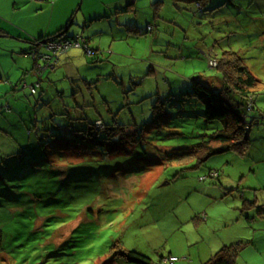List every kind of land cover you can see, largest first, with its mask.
<instances>
[{"label":"rangeland","instance_id":"374dc122","mask_svg":"<svg viewBox=\"0 0 264 264\" xmlns=\"http://www.w3.org/2000/svg\"><path fill=\"white\" fill-rule=\"evenodd\" d=\"M17 1L21 4L15 11L8 1V9L0 14V29L11 32L0 38V102L8 99L12 108L0 111V158L16 155L25 162L18 168L21 173L4 176L0 184H18L22 190L34 178L45 179L43 173L51 172V165L67 160V169L62 163L53 169L46 194L59 199L51 206L59 218L65 212L75 218L55 227L53 235L58 234L51 248L44 247V232L32 240L24 221L21 236L9 232L0 240V264H134L119 254L132 250L155 263L204 264L229 239L245 245L236 264H264V90L255 96L249 116V121L262 120L248 130V148L201 162L197 144L221 128V122H208L203 103L191 95L186 99L187 91L179 90L182 83L189 89L185 79L200 64L188 55L190 47L214 36L219 50L240 47L252 72L264 81V3L223 0L233 14L226 16L224 6L195 16L170 0H129L132 5L128 2L124 8L121 0H42L46 19L54 12L52 27L66 23L77 5V18L67 34L84 32L96 52L70 48L39 80L32 57L19 53L27 45L17 35L41 19L35 18L37 11L27 0ZM239 5L244 7L240 13L235 8ZM103 8L106 15L93 26L83 18L89 11L103 13ZM148 26L154 30L147 31ZM204 50L216 70L218 48ZM71 55L74 59L68 61ZM60 60L61 67L69 63L72 75L88 78L89 84L69 77L66 66L60 70ZM203 75L208 80L215 74ZM35 83L42 90L32 95ZM164 97L172 101L164 104ZM158 102L165 105L163 117L154 115ZM97 120L117 123L138 142L128 150L109 152L117 143L97 133ZM68 128L94 134L70 144ZM41 185L35 189L40 194L46 189ZM66 201L71 204L66 206ZM29 231L34 233L33 228ZM170 255L177 262H166Z\"/></svg>","mask_w":264,"mask_h":264},{"label":"trees","instance_id":"16d2710c","mask_svg":"<svg viewBox=\"0 0 264 264\" xmlns=\"http://www.w3.org/2000/svg\"><path fill=\"white\" fill-rule=\"evenodd\" d=\"M39 1V0H35ZM174 3V5L178 6L180 9H184L191 14L198 16L199 13H204L207 10L214 11L221 7H227V15H231L234 12L231 11L228 4H225L223 0H170ZM255 2L264 3V0H251ZM238 4V3H231ZM163 2L158 3L157 6L161 9ZM130 6V5H129ZM237 8V12H241V9L244 7L239 5L235 6ZM221 12V10H220ZM156 15H157V8H156ZM215 15V14H214ZM218 16V15H216ZM225 16V17H226ZM74 15L71 16L69 19L68 24L65 28L61 29L59 32L42 36L41 38H33L29 40L31 43V49L28 52H24V54L32 57L34 62V68L37 72V77L39 80L45 75V73L50 69L48 60L42 59L40 56L43 54L50 55L52 52L47 49V45L51 41H59L60 39L70 40L76 38V36H68L69 28L72 25ZM220 17V16H218ZM259 18V16H258ZM258 22V21H256ZM264 25V20L261 21ZM148 31H153V28L147 27ZM3 33L0 31V34ZM79 36V35H78ZM81 38V46L78 47L80 49H84L85 52L89 53L90 55L94 54L96 50L90 47L91 41L84 36H79ZM198 44L206 47L215 46L218 48L217 56L219 62V67L216 70H213L209 66V57L208 53H205V50L199 49L201 48L200 45H194L189 49V56L194 58L192 60L199 61L200 64L197 66V69H192L191 75H189V80L185 79L186 81H190L189 89H184L182 84L179 90L187 91L183 97L186 99L190 98V95L194 98L199 99L204 107H205V119L208 122L213 121H220L221 128H218L216 131L205 134V140L201 143L197 144V147L200 149L202 154H197L199 162L202 161L210 156L223 153L226 151H244L249 146V136L248 130L252 123L258 119L257 123H260L262 117H256L257 119H252L249 121V116L251 112L254 110V98L255 96L262 90H264V81L254 74L250 68V66L245 62L241 53L243 51L239 50H232V49H222L219 50V46L221 44L217 40V37L214 36L212 41L200 39L197 40ZM45 48L47 53H43L42 49ZM74 48V47H72ZM72 50V49H71ZM99 49L97 50V52ZM21 53V52H20ZM85 53V54H87ZM185 55V54H183ZM193 56V57H192ZM186 58H188L186 56ZM183 56V59H186ZM187 65V64H186ZM55 68V67H54ZM211 73L215 74L214 76H209L210 79L206 80V76L204 73ZM105 76V75H104ZM188 76V75H187ZM193 84H192V82ZM206 80V81H204ZM180 82V81H179ZM182 82V81H181ZM221 82V83H220ZM221 84L218 86L217 84ZM27 85V84H25ZM193 91L189 92L192 90ZM17 86H15L16 88ZM24 87V83L22 84V88ZM14 88V89H15ZM31 88L35 90L33 93ZM38 89H41V84L35 83L32 84L30 87L29 92L32 95H35L36 92L38 93ZM18 92L17 89H15ZM42 90V89H41ZM12 91V90H11ZM82 90H79L81 92ZM16 94V93H15ZM14 95V94H13ZM62 95V94H61ZM164 104L167 102H171L172 98L164 97ZM158 105L154 107V115H158L163 117L165 114L164 104L161 102L157 103ZM11 105L8 102V99L4 101V103L0 102V111H4L8 113L11 111ZM83 120V119H79ZM95 127L98 129L99 132L107 137H111L110 140L112 142L117 143V145L109 146V152L116 151V153L123 151L124 149L128 150V145L132 144L136 141L133 136L135 134L128 133L125 128L118 125L117 123L113 125H104L101 120L96 121ZM90 125V124H88ZM102 125V127H100ZM69 129V128H68ZM64 130V128H63ZM62 130V131H63ZM69 133L71 134V139L68 140L69 143H74L73 140L82 141L86 137L91 136L94 134V130H77V129H69ZM54 137H58L63 139L64 137L61 134H56ZM141 144V142L139 143ZM117 147L113 149L114 147ZM134 151V150H133ZM135 152V151H134ZM145 155L147 153L144 151ZM205 153V156H204ZM203 157V158H202ZM25 161H20V157L16 155H10L7 157L0 158V183L4 181V176L8 178H15L13 172L21 173V169H18L20 163H24ZM31 163L35 164L33 161ZM62 163L63 168H68L69 163L67 160H60L57 161L56 164L53 166L51 165V172L50 176H46L45 179L34 178L28 181L23 189H19V185H15V187H2L0 184V240L3 236H6L7 233L11 232L13 237L21 236L20 227L21 224L25 221L27 224L28 235L32 240L37 238V236L44 232L45 233V241L43 244L44 247L53 246L52 240L53 237H56L58 233L54 234L57 227L60 224H66L68 219H73L72 215L69 213H63L61 218L57 216L56 209L51 207L58 201V198H49L46 192L48 189H51L50 184L54 177L53 169L61 168L57 166V164ZM55 166H57L55 168ZM6 174V175H5ZM43 184V185H41ZM46 188L45 192L40 194L35 189L39 186ZM49 187V188H48ZM24 190H27L26 193ZM26 194V197L23 196ZM24 198H22V196ZM71 204L70 201H66V206ZM25 213L26 216H25ZM67 225V224H66ZM33 228L34 233L30 232L29 229ZM58 236H63L59 234ZM51 238V239H49ZM51 242V243H50ZM47 243L49 246H47ZM31 245V243H30ZM243 248L242 244H234L229 246L222 247L216 255L204 264H236L237 257L239 255V251ZM123 256L128 262L134 264H158L155 263L152 259L146 257L145 255L135 252V251H120L119 253ZM170 258L176 257H168L165 261H170ZM163 259V258H162ZM177 260V258H176ZM17 261V260H15ZM13 262L16 264L17 262ZM176 262V261H173ZM171 262V263H173ZM161 264V262H159Z\"/></svg>","mask_w":264,"mask_h":264},{"label":"crops","instance_id":"0c3cea01","mask_svg":"<svg viewBox=\"0 0 264 264\" xmlns=\"http://www.w3.org/2000/svg\"><path fill=\"white\" fill-rule=\"evenodd\" d=\"M8 1H10V3L12 2V6H11V8L10 9H13L14 11L16 10V7H18V4H21V2L20 1H17V0H0V14L3 12V10L4 9H8L7 8V5L8 4H6V2H8ZM42 1V0H41ZM41 1H35V0H27L26 2H27V4H29L31 7H34L35 8V11H37V15L35 16V18L36 19H38V20H40L41 19V22L40 23H38L37 25H35V27H33V28H28V24L27 25H25V26H23V28H21V30H23V31H21L22 33H19L18 35H17V39L18 40H21V41H23L27 46L26 47H23V48H19V51L22 53V54H24V52H28V51H30V49H31V43H29V40H32L33 38H41L42 36H45V35H50V34H54V33H57V32H59L61 29H63V28H65L66 27V25L68 24V22H69V19L71 18V16L72 15H74V17H73V23H72V25L75 23V20H76V16H75V14H76V12H74L75 11V9L74 8H76L77 7V5H75V3H74V5H75V7L72 9V10H70L69 11V13L71 14L70 15V17L68 18V20H67V22L65 23H61V24H58V25H56V26H54V27H52V22H53V18H54V15H53V13L54 12H52L51 11V13H50V17L48 18V19H46V15L44 14V12H48V11H46V7L44 6L43 7V5H41L39 2H41ZM121 1H124L125 2V4L123 5L122 4V6H123V8H124V6L126 5V4H128V2H130L129 0H121ZM132 1V0H131ZM39 3V4H37V3ZM25 3V2H24ZM129 5H132V2H130V4ZM136 5V4H135ZM103 10H104V12L102 13V12H100V13H96V11H89V12H91V14H90V16L89 17H86V16H88L87 14H83V18L86 20V22L87 23H89V25L90 26H93V23H94V21L96 22V21H98L99 19H100V17H102V16H105L106 15V10L103 8ZM10 12V11H9ZM93 13V14H92ZM2 15V14H1ZM107 17L108 16H106V17H104V19H107ZM102 19V18H101ZM3 20V19H2ZM143 28V27H142ZM146 29H147V27H146ZM0 31H2L3 33H1L0 34V38L1 37H8V36H10L11 35V32L10 31H7V30H4V29H0ZM147 31H148V29H147ZM136 32H138V31H136ZM85 33L83 32V35L82 36H84L85 37V35H84ZM80 36V34H74V35H72V36ZM69 36V35H68ZM87 38V37H86ZM157 38V34H156V36H155V38L154 39H156ZM92 42V41H91ZM100 42V41H99ZM115 43V42H114ZM91 44V43H90ZM100 44H101V42H100ZM195 46L196 45H200V44H198V42H194L193 43ZM205 48H207L206 46H203V48L201 47V48H199V49H201L202 50V54H203V50L205 49ZM73 51H75L74 49H72V50H70V53H72V55H74L75 54V52H73ZM19 52V53H20ZM70 53H68L67 55H69ZM66 55V56H67ZM71 55V57L70 58H68V61H70V60H73L74 59V57ZM67 58V57H66ZM69 65V63L67 64V63H65V65L64 66H62L61 67V60H60V64H59V66L58 67H60V70H63L64 69V67L66 66V71H67V73H68V75H69V77H71V78H77L78 80H79V83L81 82H84V84L85 83H87V84H89L88 82L89 81H87L88 80V78H86V77H83L82 79H80L78 76L79 75H72L73 73H75V72H73V66H68ZM33 68H34V62H33ZM35 69V68H34ZM64 71V70H63ZM62 71V73H65V72H63ZM36 75V74H35ZM21 81H24L23 79H21ZM21 81L19 82V83H21ZM19 83H15V84H19ZM14 84V83H13ZM25 84H27L26 82H25ZM32 85V84H31ZM14 86V85H13ZM16 98V97H15ZM2 103V102H1ZM258 122V120L256 121V123ZM233 242V241H232ZM231 242V239H229V240H224V241H222V243L219 245V246H222V247H224V246H229V245H234V244H240V242H237V243H232ZM245 248V245L243 246V248L242 249H244ZM132 251H134V250H132ZM135 252H137V251H135ZM238 256H240V251H239V255ZM169 257H176V256H174V255H170ZM239 258V257H238ZM128 262V261H127ZM167 262V261H166ZM169 262V261H168ZM177 262V261H176ZM238 262V261H237ZM171 263V262H170ZM174 263V262H173ZM105 264H108V262H105ZM159 264V263H158ZM180 264H187L186 262H181Z\"/></svg>","mask_w":264,"mask_h":264},{"label":"built area","instance_id":"2783aa9c","mask_svg":"<svg viewBox=\"0 0 264 264\" xmlns=\"http://www.w3.org/2000/svg\"><path fill=\"white\" fill-rule=\"evenodd\" d=\"M41 1V0H39ZM81 46V38L76 37L73 41V39L65 40L60 39L59 41H51L47 45V49L51 51L52 53L50 55L43 54L40 57L44 60H48L49 66L56 63L58 55L64 53L65 51L69 50L72 47H80ZM31 91L34 93L35 90L31 88ZM215 175V174H214ZM170 261H176V258H170Z\"/></svg>","mask_w":264,"mask_h":264}]
</instances>
